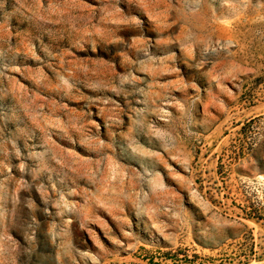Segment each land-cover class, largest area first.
Here are the masks:
<instances>
[{"label":"rangeland","instance_id":"374dc122","mask_svg":"<svg viewBox=\"0 0 264 264\" xmlns=\"http://www.w3.org/2000/svg\"><path fill=\"white\" fill-rule=\"evenodd\" d=\"M0 264H264V0H0Z\"/></svg>","mask_w":264,"mask_h":264}]
</instances>
